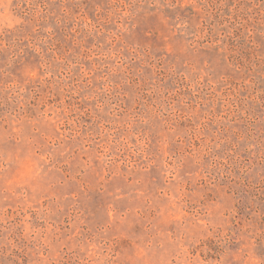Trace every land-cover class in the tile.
Wrapping results in <instances>:
<instances>
[{
	"label": "rangeland",
	"instance_id": "obj_1",
	"mask_svg": "<svg viewBox=\"0 0 264 264\" xmlns=\"http://www.w3.org/2000/svg\"><path fill=\"white\" fill-rule=\"evenodd\" d=\"M0 264H264V0H0Z\"/></svg>",
	"mask_w": 264,
	"mask_h": 264
},
{
	"label": "clouds",
	"instance_id": "obj_2",
	"mask_svg": "<svg viewBox=\"0 0 264 264\" xmlns=\"http://www.w3.org/2000/svg\"><path fill=\"white\" fill-rule=\"evenodd\" d=\"M4 7L7 9V5L5 4ZM7 16V13L5 14Z\"/></svg>",
	"mask_w": 264,
	"mask_h": 264
}]
</instances>
